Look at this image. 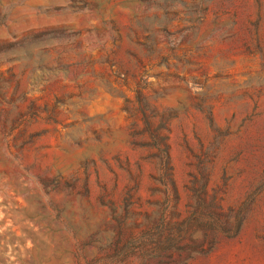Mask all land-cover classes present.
Here are the masks:
<instances>
[{
    "label": "rangeland",
    "instance_id": "1",
    "mask_svg": "<svg viewBox=\"0 0 264 264\" xmlns=\"http://www.w3.org/2000/svg\"><path fill=\"white\" fill-rule=\"evenodd\" d=\"M0 264H264V0H0Z\"/></svg>",
    "mask_w": 264,
    "mask_h": 264
}]
</instances>
